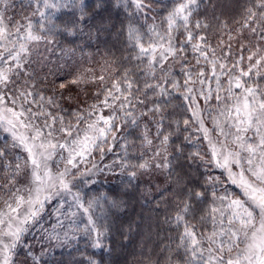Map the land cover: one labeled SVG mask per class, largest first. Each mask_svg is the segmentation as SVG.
<instances>
[{
    "label": "snow or ice",
    "instance_id": "6c2138e0",
    "mask_svg": "<svg viewBox=\"0 0 264 264\" xmlns=\"http://www.w3.org/2000/svg\"><path fill=\"white\" fill-rule=\"evenodd\" d=\"M199 5L0 0V264L65 249L80 256L72 264H103L123 201L94 186L117 168L126 187L154 174L175 185L182 231L166 264H264V0H237L231 24L214 17L215 44L193 19ZM109 9L125 13L135 71L114 56L92 66L89 54L67 76L64 64L37 75L54 45L67 42L71 59L77 38L107 31ZM93 85L95 100L72 107L70 90Z\"/></svg>",
    "mask_w": 264,
    "mask_h": 264
},
{
    "label": "trees",
    "instance_id": "16d2710c",
    "mask_svg": "<svg viewBox=\"0 0 264 264\" xmlns=\"http://www.w3.org/2000/svg\"><path fill=\"white\" fill-rule=\"evenodd\" d=\"M236 5L237 0H200L193 19L206 20L211 25L208 34L213 44L217 43L220 35L215 31L219 22L214 17H220L221 20H227L231 24L233 18L238 15ZM19 11L17 6L11 14L15 15ZM109 12L111 13L110 25L107 31L94 36L91 41L87 36L77 38L76 44L82 45L83 50L77 49L75 56L71 59L64 57L60 50L69 46L67 42L62 41L59 46L54 45V50L46 53L50 63H46L43 67L34 66L37 67V75H48V79L51 80L53 77L49 75L50 70L56 72L59 66L64 64L65 67L60 71L67 76L80 65L89 66V54L92 66L98 67L104 58L114 56L117 58L118 67L127 66L135 71V64L138 62L123 59L125 56H130L133 51L128 46L126 37L125 26L128 21L125 13L122 9H109ZM102 15L108 16V13H102ZM59 19L58 17V22ZM76 44L71 47H76ZM41 51L43 52V46ZM95 87V85L90 86L86 95L73 87L70 90L74 97L71 106L86 107L87 104L92 103L95 100L92 94ZM174 103L179 104L180 100L177 99ZM68 106L66 103L65 107ZM176 114L177 118L185 115L180 108L176 109ZM137 134V131H133L131 138L135 139ZM0 140H3V136H0ZM138 143L137 141V145ZM116 151L118 152L119 149ZM114 158L112 154H109L105 162ZM97 179L99 182L94 186L97 193L106 192L122 200L123 204L121 210L114 212L111 217L113 224L109 238L111 252L103 256L97 254L96 258L101 259L103 264H166L169 248L175 251L179 233L182 231V228L178 229L172 222V217L177 210L178 192L173 191L175 185L166 181L162 174H154L151 177H141L134 182V186L126 187L127 176L119 174L118 168L116 174L101 176ZM29 239L34 244L35 250L39 252V244ZM79 247L84 249V241L79 243ZM92 251L88 249V252ZM68 252V249L63 250V254L57 251L54 255L46 257L44 264H72L74 259H80L79 254L74 250L72 255Z\"/></svg>",
    "mask_w": 264,
    "mask_h": 264
},
{
    "label": "rangeland",
    "instance_id": "374dc122",
    "mask_svg": "<svg viewBox=\"0 0 264 264\" xmlns=\"http://www.w3.org/2000/svg\"><path fill=\"white\" fill-rule=\"evenodd\" d=\"M211 125H209V127H210Z\"/></svg>",
    "mask_w": 264,
    "mask_h": 264
}]
</instances>
